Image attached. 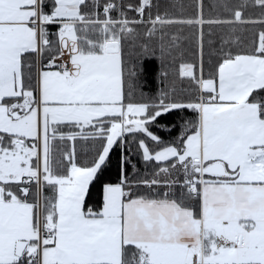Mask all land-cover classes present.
I'll list each match as a JSON object with an SVG mask.
<instances>
[{"label":"snow or ice","instance_id":"6c2138e0","mask_svg":"<svg viewBox=\"0 0 264 264\" xmlns=\"http://www.w3.org/2000/svg\"><path fill=\"white\" fill-rule=\"evenodd\" d=\"M242 7L0 0V264H264V18ZM157 57L183 86L146 96ZM119 150L145 170L103 182Z\"/></svg>","mask_w":264,"mask_h":264},{"label":"trees","instance_id":"16d2710c","mask_svg":"<svg viewBox=\"0 0 264 264\" xmlns=\"http://www.w3.org/2000/svg\"><path fill=\"white\" fill-rule=\"evenodd\" d=\"M132 3L138 2V0H130ZM160 5L159 11L161 14L167 12L171 16H193L196 12L197 0H156ZM242 7V11L246 18L259 20L264 18V5H260L256 0H204V11L206 15L218 16L220 18H231L232 13L235 9ZM176 28H171L169 31H176ZM223 31H228V26H224ZM260 30V25H241L238 26V34L244 37H251L255 32ZM135 52V50H133ZM133 59H137L134 55ZM142 65L140 67V80L141 90L146 96H155L161 88L168 86L175 82L177 88L183 85L177 78V66L171 68L168 67L169 61L161 63L160 59L157 58H145L140 61ZM178 65V61H177ZM167 70L169 77L167 80H163L161 73ZM162 124L165 127L157 126L154 129L158 135L163 136L165 139H174L175 135H179V129L181 124L184 122V116L180 114H168L166 117L161 118ZM167 128H172L174 135H169ZM130 155L133 163L137 165L142 171L144 166L138 155L124 152L119 150L112 156V163L103 175V182H112L117 180L119 176L118 165L122 160L123 156ZM99 185L97 186V192L99 191ZM99 199L98 195H93L92 205L97 206L96 201Z\"/></svg>","mask_w":264,"mask_h":264}]
</instances>
